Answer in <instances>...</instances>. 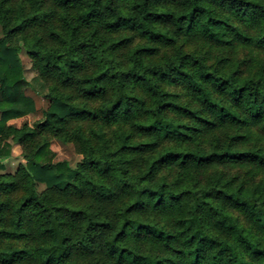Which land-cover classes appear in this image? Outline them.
<instances>
[{"label": "trees", "instance_id": "trees-1", "mask_svg": "<svg viewBox=\"0 0 264 264\" xmlns=\"http://www.w3.org/2000/svg\"><path fill=\"white\" fill-rule=\"evenodd\" d=\"M0 27V264H264V0H0ZM20 46L49 104L17 128Z\"/></svg>", "mask_w": 264, "mask_h": 264}, {"label": "rangeland", "instance_id": "rangeland-1", "mask_svg": "<svg viewBox=\"0 0 264 264\" xmlns=\"http://www.w3.org/2000/svg\"><path fill=\"white\" fill-rule=\"evenodd\" d=\"M3 37L2 29L0 27V39ZM206 47H204L205 51ZM211 63L215 64L222 55V50L217 48L209 49ZM171 52V50H167ZM232 59H238L244 56V52L240 48L235 49L230 53ZM250 54L245 55L249 57ZM18 58L22 67V74L24 80L28 83L27 88L25 89V96L34 102L35 112L28 116L18 118L15 120L9 121V125L14 127H21L24 123H27L29 126H32L36 121L41 119L43 111L46 110L49 104V100L46 97L47 88L43 82L38 78L37 73L32 68V62L27 56L24 48L20 46V52ZM50 150L53 152V162H67L70 168H75L76 165L81 160V155L78 154L74 147L71 144H62L57 140H52L50 143ZM21 148L16 143L8 140V148L4 150L3 156L0 159V163L3 165V170L0 173H10L13 174L17 166L22 163L21 159ZM45 188L43 184H36V191L40 192Z\"/></svg>", "mask_w": 264, "mask_h": 264}]
</instances>
